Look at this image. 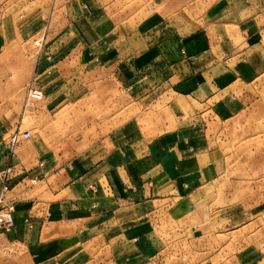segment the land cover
<instances>
[{"label":"crops","instance_id":"obj_1","mask_svg":"<svg viewBox=\"0 0 264 264\" xmlns=\"http://www.w3.org/2000/svg\"><path fill=\"white\" fill-rule=\"evenodd\" d=\"M10 1L0 0V51L42 32L41 16L26 23L25 8L10 9ZM218 3L189 33L170 27L169 0L151 4L139 21L89 0L67 5L70 20L31 72L30 84L45 95L36 111L45 135L14 150L1 134L16 127L19 108L0 80V172L14 167L16 200L15 227L1 234L25 246L31 264H163L174 253L204 259L199 264H264V245L224 258L214 246L185 250L220 235L212 198L228 157L212 146L210 124L233 121L258 101L253 84L264 74L259 14ZM111 71L114 79L104 74ZM109 86L130 117L112 126L85 117L69 137L56 138L63 110L81 103L84 115L103 114L100 90ZM159 107L161 118L152 120Z\"/></svg>","mask_w":264,"mask_h":264},{"label":"rangeland","instance_id":"obj_2","mask_svg":"<svg viewBox=\"0 0 264 264\" xmlns=\"http://www.w3.org/2000/svg\"><path fill=\"white\" fill-rule=\"evenodd\" d=\"M26 1V3L19 2V4L17 0H11L6 5L10 9L16 10H19L18 7L25 8L26 23L34 16H41L42 32L37 36L27 38L26 41H22L20 45H16L11 50L0 51V80L9 83V87H11L9 89V101L12 108H19L20 120L23 116L26 90L32 80L33 65L40 54L41 48L47 46L53 36L59 34L60 29L63 26L65 27L66 22L70 20L65 15L67 5L71 6L76 0ZM89 1L92 6L106 7L105 10L113 13L115 18L118 15L121 17L126 16L135 21H139L151 13L154 10L151 4L157 2V0ZM164 1L167 2L168 0ZM218 1L219 6L225 7L226 5L231 11H243L245 16L259 14L258 18L254 20L257 21L262 32L263 42L261 44L264 47V0H169L171 7L170 27L177 28V30H182L185 33L195 30L202 25V15L205 14L207 8ZM172 5H175V7ZM177 5L179 8H177ZM179 11L180 13H178ZM73 14L76 16L77 9ZM104 74L111 75L114 79L112 71ZM14 85L17 88H14ZM253 90L255 91L254 94L258 95V101L252 103L253 105L251 104L250 108L244 110L233 121L217 120L216 122L219 123L210 124L208 135L211 137L212 146H219L221 151L228 157V173L216 182L217 194L212 198V204L217 208L214 214L217 215L221 224L219 227L222 228H219L220 235L212 244L210 243L211 240L200 241L191 245L186 244V251L211 249L214 246V248L217 247L219 252L222 251V257L224 258L229 254H235L247 245L258 247L264 245V74L253 84ZM100 91L106 97L104 113L84 115L85 111H82V109L85 108V105L81 103L76 104L75 108H71L70 111L63 110L57 116L58 129L54 132L56 138L58 137L63 141L69 137L73 133L71 128L82 127V120H85V117H88L91 123L104 120L110 126L119 123L120 119L123 121L130 117L128 113L124 112V109L119 111L117 108L119 101L123 100L113 98L114 95H119V91L115 86H109ZM40 103L35 109L25 114L24 126L31 129L32 136L29 139L22 140V143L45 135L36 116ZM89 108L92 112L97 110L91 106ZM160 112L161 107L157 108L151 119L161 118ZM14 128L13 125L10 129L5 130L1 134V140L8 143L9 134ZM81 130L79 133L82 132ZM52 139H55L54 136ZM55 148L58 152L66 153L65 150H67L64 146ZM222 165L225 166V163L223 162ZM226 239L230 242L233 240V244L230 243L224 246ZM26 254L25 246L12 241L9 235L0 234V264H31L26 259ZM219 259L221 261V258ZM202 261L204 259L188 258V256L179 258V255L174 253L166 257L163 264H199Z\"/></svg>","mask_w":264,"mask_h":264},{"label":"built area","instance_id":"obj_3","mask_svg":"<svg viewBox=\"0 0 264 264\" xmlns=\"http://www.w3.org/2000/svg\"><path fill=\"white\" fill-rule=\"evenodd\" d=\"M44 97V91L40 87L33 84H30L27 87L23 102L22 119L9 134L8 144L12 150H14L22 140L31 138V129H27L24 126L25 114L35 109L38 103L41 102ZM13 169V166H8L5 170L0 172V234L8 233L15 227L14 210L16 207V200L11 198L9 195L11 190L9 178L10 174L13 172ZM32 182L36 183L37 179H32Z\"/></svg>","mask_w":264,"mask_h":264}]
</instances>
